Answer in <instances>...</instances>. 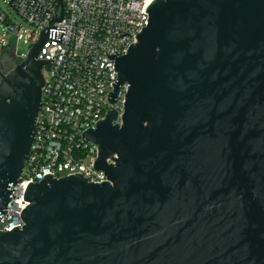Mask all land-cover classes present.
<instances>
[{
  "label": "water",
  "instance_id": "1",
  "mask_svg": "<svg viewBox=\"0 0 264 264\" xmlns=\"http://www.w3.org/2000/svg\"><path fill=\"white\" fill-rule=\"evenodd\" d=\"M124 83L84 136L94 167L31 183L25 226L0 232V264H264V0H154ZM48 25L0 71V219L25 167L41 109ZM117 154L115 164L107 158Z\"/></svg>",
  "mask_w": 264,
  "mask_h": 264
},
{
  "label": "built area",
  "instance_id": "2",
  "mask_svg": "<svg viewBox=\"0 0 264 264\" xmlns=\"http://www.w3.org/2000/svg\"><path fill=\"white\" fill-rule=\"evenodd\" d=\"M150 0H8L6 3L34 30L24 28L0 8V21L6 25L15 43L30 48L48 25L66 28L63 43L48 39L39 58L52 59L44 67L41 109L36 128L18 183L13 187L10 201L0 219V232L25 226L23 210L30 205L26 192L31 183L47 176L62 178L80 174L88 182L109 181L105 171L94 167L99 144L88 140L84 133L97 128L110 110L118 117L114 123L123 124L126 94L124 83L112 102L119 72L109 55L122 57L134 45L149 24L147 9ZM36 38V39H35ZM2 47L7 40L2 38ZM2 52V54H3ZM0 55V58L2 56ZM118 155L107 158L115 164Z\"/></svg>",
  "mask_w": 264,
  "mask_h": 264
},
{
  "label": "rangeland",
  "instance_id": "3",
  "mask_svg": "<svg viewBox=\"0 0 264 264\" xmlns=\"http://www.w3.org/2000/svg\"><path fill=\"white\" fill-rule=\"evenodd\" d=\"M6 1H8V0H0V8L3 9L13 19V21L15 23L22 24L24 26V28H27V29H29L31 31L34 30V27L32 25L28 24L26 21H24L22 19V17L17 12H15L10 5H8L6 3ZM3 37H5V39L7 40V43L5 44V46L8 45L9 41L13 40V37L9 34V30L6 28V25L0 21V55L2 54L3 50L5 49V48L2 47V42H1V40H2ZM33 42H34V40H31L26 45V52L29 51L30 46H31V44ZM14 52L15 51H14L13 48H7L3 52V54H2V56L0 58V71L3 72V64L6 63V62H8L10 60V57L13 55ZM21 61H22V58H20V59L19 58H16L15 61H14L15 63L13 64L12 69H14V67L18 63H20Z\"/></svg>",
  "mask_w": 264,
  "mask_h": 264
},
{
  "label": "flooded vegetation",
  "instance_id": "4",
  "mask_svg": "<svg viewBox=\"0 0 264 264\" xmlns=\"http://www.w3.org/2000/svg\"><path fill=\"white\" fill-rule=\"evenodd\" d=\"M16 58H19L20 59L22 57L21 56H17L15 54V52H14L13 55L10 57V60L8 62H6V63L3 64V72L1 71L3 74H7V73H9L11 71V69L13 67V64L15 63L14 61H15ZM4 65H6L5 68H4Z\"/></svg>",
  "mask_w": 264,
  "mask_h": 264
},
{
  "label": "trees",
  "instance_id": "5",
  "mask_svg": "<svg viewBox=\"0 0 264 264\" xmlns=\"http://www.w3.org/2000/svg\"><path fill=\"white\" fill-rule=\"evenodd\" d=\"M15 43L11 42V44L8 46V48H13L14 49ZM6 67V65H4V68Z\"/></svg>",
  "mask_w": 264,
  "mask_h": 264
},
{
  "label": "bare ground",
  "instance_id": "6",
  "mask_svg": "<svg viewBox=\"0 0 264 264\" xmlns=\"http://www.w3.org/2000/svg\"><path fill=\"white\" fill-rule=\"evenodd\" d=\"M150 1H154V0H150Z\"/></svg>",
  "mask_w": 264,
  "mask_h": 264
}]
</instances>
